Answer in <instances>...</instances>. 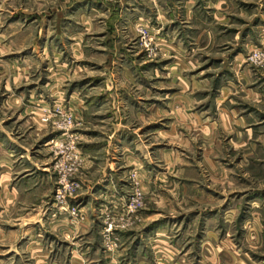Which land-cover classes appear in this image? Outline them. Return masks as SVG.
<instances>
[{
	"label": "rangeland",
	"instance_id": "1",
	"mask_svg": "<svg viewBox=\"0 0 264 264\" xmlns=\"http://www.w3.org/2000/svg\"><path fill=\"white\" fill-rule=\"evenodd\" d=\"M169 13L0 0V264H264L261 46Z\"/></svg>",
	"mask_w": 264,
	"mask_h": 264
},
{
	"label": "crops",
	"instance_id": "2",
	"mask_svg": "<svg viewBox=\"0 0 264 264\" xmlns=\"http://www.w3.org/2000/svg\"><path fill=\"white\" fill-rule=\"evenodd\" d=\"M243 1L244 0H201L197 3L196 0H169V21L171 23L176 21L177 25H175V31L180 27L188 32L191 30L194 31V27L197 26L195 22H202L206 19L207 22H203L199 26L201 32H207L208 34L209 32L212 33L215 30H220L222 27H224L222 31H225L232 16H244V22L242 23L244 25L242 28H236L233 33V42L235 45L263 46L264 11L259 12L257 7L254 9L250 8L251 10L243 9L241 5ZM178 2H180L181 5L178 6ZM245 2H251V0H245ZM257 4L258 3H256V5ZM128 5H132V3H128ZM178 11L180 13V18H177ZM175 13L177 14L176 16ZM247 17L248 19H246ZM178 20H180L179 23ZM136 21L135 19H130L129 23L132 25L131 23ZM217 37H220V39L224 38L222 35H218ZM210 41L217 43L215 38L213 41ZM235 78L238 80L237 82L235 81L234 86L237 90H240L239 93L248 98L250 104L258 105L259 109L264 111V70L251 73L243 71ZM235 92L237 91L235 90ZM259 120H256L255 124H257ZM262 120L263 117H261L260 121ZM241 121H246L243 116L239 118V122ZM258 132L260 133L257 135L258 138L264 141V131Z\"/></svg>",
	"mask_w": 264,
	"mask_h": 264
},
{
	"label": "built area",
	"instance_id": "3",
	"mask_svg": "<svg viewBox=\"0 0 264 264\" xmlns=\"http://www.w3.org/2000/svg\"><path fill=\"white\" fill-rule=\"evenodd\" d=\"M249 60L251 63L259 65V66H264V45L258 48L257 50L253 51L252 54L249 56ZM71 172L70 170H63L61 174V184L63 187L68 186V177L70 176Z\"/></svg>",
	"mask_w": 264,
	"mask_h": 264
}]
</instances>
